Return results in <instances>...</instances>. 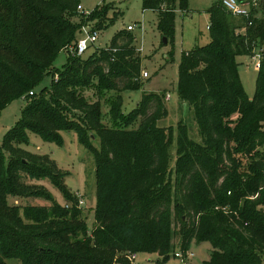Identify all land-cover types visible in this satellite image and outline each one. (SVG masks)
<instances>
[{"label":"trees","instance_id":"1","mask_svg":"<svg viewBox=\"0 0 264 264\" xmlns=\"http://www.w3.org/2000/svg\"><path fill=\"white\" fill-rule=\"evenodd\" d=\"M186 4L142 0L143 10L158 13V31L167 42L176 12H185ZM78 6L77 0H0V111L13 99L29 98L0 143V264H130L129 254L155 256L150 261L163 264L174 256L177 235L183 254L191 241L210 245L204 264H264V59L252 98L238 73V58L264 43V0L237 25L221 1L214 4L208 10L209 43L181 54L176 92L192 109L199 140L179 122L172 166L173 131L159 126L168 115L162 94H144L131 112H121L120 93L141 86L132 34L120 30L87 59L68 56L54 79L56 57L90 21ZM46 76L50 88L37 95L34 89ZM85 90L98 99L116 93L109 100L111 128L102 124L100 103L83 97ZM68 130L94 154L91 233L65 175L27 149L29 133L60 144L58 133ZM44 182L65 205L51 198ZM28 198L49 204L15 200Z\"/></svg>","mask_w":264,"mask_h":264},{"label":"rangeland","instance_id":"2","mask_svg":"<svg viewBox=\"0 0 264 264\" xmlns=\"http://www.w3.org/2000/svg\"><path fill=\"white\" fill-rule=\"evenodd\" d=\"M83 11L90 17L89 26L98 30L99 39L94 46L82 56L87 59L94 53L99 54L106 49L113 37L120 30H126L128 26H135L133 32H129L134 37L133 47L137 56L140 57L141 73L145 72L148 78L140 77V87L133 91H124L121 96V112L127 115L141 100L144 94L161 93L168 111L165 119L160 121L159 126L171 128L173 131V141L170 148V166L174 164L176 156V127L179 122H183L189 129V137L199 140L196 124L193 121L192 109L178 99L177 68L183 52L191 51L196 46H205L209 43V15L208 10L221 0H187L186 11H177L175 15V29L172 40H168L166 45H162V37L158 31V13L145 11L142 8V0H77ZM101 16H105L101 21ZM93 13V14H92ZM92 14V16H91ZM96 15V16H95ZM261 13L256 14L260 18ZM76 22L78 18L74 19ZM232 22L242 24L239 17L232 16ZM101 21V22H100ZM101 24V25H100ZM82 38L77 33V39ZM264 49V43L257 48V52ZM67 51H61L56 57L52 74L54 79L58 78L56 71L62 70L67 63ZM70 58H73L71 56ZM238 68L242 86L249 98L255 92L256 71L249 57H239ZM49 70V72H51ZM48 72V73H49ZM51 76V75H50ZM51 84V77L46 76L34 89L37 95L42 90H48ZM116 95L115 92H108L101 98H97L94 91H83V97L89 102L98 101L101 106L102 124L111 128L109 119V100ZM167 95L169 97H167ZM165 97V98H164ZM168 98L166 101L165 99ZM29 98L26 96L13 99L0 111V143L8 131L18 124L22 110L27 106ZM61 143H44L40 137L29 133L28 150L38 155L46 156L55 169L64 174V184L68 192L76 196L80 202V207L86 216L87 232L91 233L94 228V210L97 205V194L95 191V160L93 152L79 142L78 134L74 130L61 131L58 133ZM94 139V138H93ZM93 148H98L99 141L95 138L92 141ZM264 151V148H263ZM6 152V151H4ZM245 163H248L243 159ZM44 185L51 196L58 204L65 205V200L60 192L48 182ZM12 200V199H11ZM18 204L31 206H46L49 203L37 198L28 200H18ZM13 204V200L10 201ZM179 236L175 238V253H181L178 245ZM187 252L192 256L185 261L174 258L173 254L163 264H204L209 261L211 247L208 243H196L191 241L187 247ZM150 255L137 254L138 263H144ZM6 264H20L17 260L5 261Z\"/></svg>","mask_w":264,"mask_h":264},{"label":"built area","instance_id":"3","mask_svg":"<svg viewBox=\"0 0 264 264\" xmlns=\"http://www.w3.org/2000/svg\"><path fill=\"white\" fill-rule=\"evenodd\" d=\"M260 1L261 0H221V3L224 9L232 16L249 20L252 9L257 7ZM77 11L82 13L86 18H88L90 15L83 11L80 6L77 7ZM248 25H251V23L248 22ZM134 29L135 26H128L126 28L127 32H133ZM241 32H244V29ZM79 35L82 38L78 39L74 45L66 49L68 53L67 55L70 57H82L88 51L89 47L94 46L99 39L98 30L91 28L88 21L80 27ZM249 59L253 63L255 71H259L260 63L262 59H264V49H261L259 52H257V49H255ZM140 77L146 79L148 78V75L147 73L142 72ZM222 210L226 211L225 208H222ZM191 256L192 255L188 252L186 254H183L182 252L174 253V258L182 259L183 261L190 258ZM127 259L130 264H159L150 260L144 263H138L136 262L137 254H129Z\"/></svg>","mask_w":264,"mask_h":264},{"label":"crops","instance_id":"4","mask_svg":"<svg viewBox=\"0 0 264 264\" xmlns=\"http://www.w3.org/2000/svg\"><path fill=\"white\" fill-rule=\"evenodd\" d=\"M167 97H169V96L167 95ZM165 100L167 101V100H168V98H166ZM154 257H155V256H150V257H147V260H150V259H152V260H153V259H154Z\"/></svg>","mask_w":264,"mask_h":264},{"label":"water","instance_id":"5","mask_svg":"<svg viewBox=\"0 0 264 264\" xmlns=\"http://www.w3.org/2000/svg\"><path fill=\"white\" fill-rule=\"evenodd\" d=\"M162 42H163L164 45L167 44V40H166L165 38L162 39ZM92 138H93V137H92Z\"/></svg>","mask_w":264,"mask_h":264}]
</instances>
